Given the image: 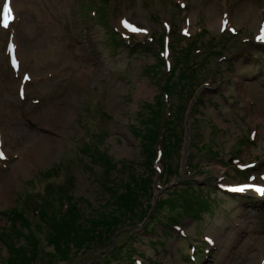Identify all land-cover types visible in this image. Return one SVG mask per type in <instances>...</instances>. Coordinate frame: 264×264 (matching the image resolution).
Segmentation results:
<instances>
[{"label": "rangeland", "instance_id": "obj_1", "mask_svg": "<svg viewBox=\"0 0 264 264\" xmlns=\"http://www.w3.org/2000/svg\"><path fill=\"white\" fill-rule=\"evenodd\" d=\"M105 2L0 0L13 15L7 28L0 21V264H128L133 239L141 264H194L183 256L198 249L197 264L264 261V201L218 189L259 184L250 177L264 174V46L256 40L264 0H114L110 12ZM168 29L173 59L194 45L199 68L195 92L182 84L167 101L170 174L165 163L152 174L159 91L169 80L151 47ZM96 143L106 153L86 154ZM22 160L27 174L18 173ZM70 197L83 235L99 221L130 229L67 251L31 215H54ZM120 200L130 206L122 215Z\"/></svg>", "mask_w": 264, "mask_h": 264}, {"label": "trees", "instance_id": "obj_2", "mask_svg": "<svg viewBox=\"0 0 264 264\" xmlns=\"http://www.w3.org/2000/svg\"><path fill=\"white\" fill-rule=\"evenodd\" d=\"M111 37H115L116 34H114L112 31H109ZM159 45L154 48L151 47L152 51H155L156 53V59L158 60V64L163 68L166 65L164 63V60L161 57H158L161 53L162 47H163V41L160 38ZM117 42V40H116ZM196 50V46L189 45L185 48L184 53H179L177 56L172 60V63L170 66L166 65L167 71L164 73L165 79H168L169 82L165 83V85H162L160 88L159 93L162 92V94L159 95L160 97V114L162 115L161 119L164 118V121L162 124H157L155 131L152 136V142H151V158L149 161V168L151 169L152 174H157V172H161L163 174L162 168L163 163H165V166L167 165V156H169V148L171 146L170 141L175 138L173 134L171 133V126L169 123L170 120V110L168 112H164L166 104L164 103V98L171 97L172 95L177 93V89L180 90L181 87L189 88L190 86L193 87L192 91L194 92V84H197V71L199 68L198 63L196 62V59L194 57L191 58L192 52ZM169 53L172 48H169L167 50ZM167 74V75H166ZM181 82V84H178V86H172L176 83H171L172 81ZM184 86H183V85ZM168 88H171L168 90ZM184 89V88H183ZM183 93L182 96H186V92ZM100 111V110H99ZM196 122V121H193ZM172 142V141H171ZM159 151V152H158ZM90 153L89 155L98 154L100 156L104 155L106 151L102 148V143H96L92 145L87 151L86 154ZM164 157V158H163ZM163 159V161H162ZM170 167L167 165L165 169V174L168 172L170 174ZM164 174V175H165ZM186 182L184 183V185ZM72 198L70 197V200L68 198H63V202L61 203V206L56 210L54 215L47 216V214L43 211V209L39 208L37 210L32 211L33 218H40L41 222L46 224V227L51 230L53 233H56L57 239H60V242H58V246L63 244V247L67 249V251H71V248L68 247L69 245H74L78 249H89L90 243L94 242L96 239L106 237L111 233V229L114 228L116 230V233L122 230L130 229L129 227H126L127 224L124 222L120 223L121 226H117L120 224H111L112 222H105V221H99L97 224H95L92 228H89L86 231V235L79 232V228L77 227V222L72 220L70 218L71 216V205ZM114 207L115 211L118 213L120 212L121 215L123 213V210L129 209L130 206L126 204L124 201H114ZM124 215V214H123ZM154 213L147 214V220L148 222L153 218ZM149 223H156L154 220H152ZM160 223V222H157ZM174 225H178L177 222L174 223ZM134 227V226H133ZM119 228V230L117 229ZM127 233V232H125ZM134 240L130 241V250L131 252L134 250ZM130 252L129 255H127V261L128 264H140L138 261H136L133 258L132 253ZM185 257V256H184ZM194 257L198 260L199 256L198 254H195Z\"/></svg>", "mask_w": 264, "mask_h": 264}, {"label": "snow or ice", "instance_id": "obj_3", "mask_svg": "<svg viewBox=\"0 0 264 264\" xmlns=\"http://www.w3.org/2000/svg\"><path fill=\"white\" fill-rule=\"evenodd\" d=\"M2 19H3V27L4 28H7L9 25V22L13 19L12 10H11L8 3H5V5L3 7ZM124 23H125V27L128 28L132 32L142 31L141 29L135 28L127 22H124ZM234 31L235 30L233 29V32ZM256 40L260 43H264V27H261L260 33L256 37ZM9 50L11 51L12 49L10 48ZM12 64H13V67H17V62H16L14 57L12 60ZM24 79H25V81H27L29 78L27 76H25ZM21 97H23V91H21ZM3 158H4L3 153H0V159H3ZM245 167H247V166H245ZM250 179L255 181L257 179V177L252 176V177H250ZM259 180L264 181V176L259 177ZM227 190L230 192H234V193H245L248 191H252V192H255L257 195L264 197V186H259L257 184H250L247 182L241 183L235 187H229ZM209 242H211V241H209Z\"/></svg>", "mask_w": 264, "mask_h": 264}, {"label": "bare ground", "instance_id": "obj_4", "mask_svg": "<svg viewBox=\"0 0 264 264\" xmlns=\"http://www.w3.org/2000/svg\"><path fill=\"white\" fill-rule=\"evenodd\" d=\"M219 22V20H218ZM30 149L28 150V152L31 154L33 152L32 148L29 147ZM23 161V160H22ZM18 165V173H23V174H27L29 172V166L28 164L23 162H20ZM1 198V197H0ZM233 237L230 236V234H227L226 236L222 235L220 240H222L224 243H228L230 239H232ZM259 264H264L263 259L259 260Z\"/></svg>", "mask_w": 264, "mask_h": 264}]
</instances>
